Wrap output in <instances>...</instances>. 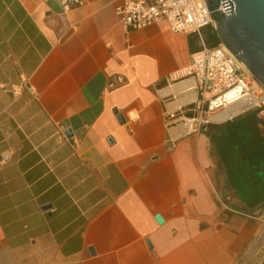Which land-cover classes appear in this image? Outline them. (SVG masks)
Masks as SVG:
<instances>
[{
	"label": "crops",
	"instance_id": "0c3cea01",
	"mask_svg": "<svg viewBox=\"0 0 264 264\" xmlns=\"http://www.w3.org/2000/svg\"><path fill=\"white\" fill-rule=\"evenodd\" d=\"M119 4L0 0V264H242L264 169L218 143L255 125L263 142L264 117L188 133L199 94L184 70L212 26L126 32Z\"/></svg>",
	"mask_w": 264,
	"mask_h": 264
},
{
	"label": "built area",
	"instance_id": "2783aa9c",
	"mask_svg": "<svg viewBox=\"0 0 264 264\" xmlns=\"http://www.w3.org/2000/svg\"><path fill=\"white\" fill-rule=\"evenodd\" d=\"M82 2L83 0H62V5L64 11L68 12ZM219 9L228 14L223 1ZM117 14L126 32L146 28L163 20L169 22L174 32L201 34L205 28L215 25L206 0H120ZM184 75L194 80L199 94L200 114L192 117L179 116L178 123L183 124L188 133L207 126L214 113L232 105L240 104V112L264 107V85L223 43L204 46L194 52ZM123 81V76L117 75L109 85L116 87ZM23 85L14 86L13 91L20 92ZM171 117L176 115L171 114ZM127 119L131 122L138 120V111L128 110ZM8 160L9 157L4 156L0 166Z\"/></svg>",
	"mask_w": 264,
	"mask_h": 264
},
{
	"label": "water",
	"instance_id": "95a60500",
	"mask_svg": "<svg viewBox=\"0 0 264 264\" xmlns=\"http://www.w3.org/2000/svg\"><path fill=\"white\" fill-rule=\"evenodd\" d=\"M223 5L228 14L219 7ZM206 0L220 41L264 85V0ZM125 122L123 114H119ZM66 133L71 136V130ZM45 205L44 209H49ZM157 219L162 222L160 215Z\"/></svg>",
	"mask_w": 264,
	"mask_h": 264
},
{
	"label": "rangeland",
	"instance_id": "374dc122",
	"mask_svg": "<svg viewBox=\"0 0 264 264\" xmlns=\"http://www.w3.org/2000/svg\"><path fill=\"white\" fill-rule=\"evenodd\" d=\"M207 32L209 36L213 35V33L215 34L217 32L216 25L207 29ZM219 43L222 42L219 40L217 43L211 45L216 46ZM248 112H256L258 114L256 117L259 116V119H257L259 122L264 117V107L262 111L252 110ZM235 129L236 131L231 132L229 138L219 139V147L222 149L229 148L230 143H236L241 157L246 161L248 160L249 163H255V169H264V140L262 142L260 129H258L256 125L253 130L243 131L241 127H236ZM256 219L260 222V227L255 233L254 242L252 246H250L247 255H244L245 261H243L242 264H264V211L258 213Z\"/></svg>",
	"mask_w": 264,
	"mask_h": 264
},
{
	"label": "bare ground",
	"instance_id": "6f19581e",
	"mask_svg": "<svg viewBox=\"0 0 264 264\" xmlns=\"http://www.w3.org/2000/svg\"><path fill=\"white\" fill-rule=\"evenodd\" d=\"M241 110H242V108H241L240 104H237V105H234L233 108L230 111H227L225 113H221V114H219L217 116L213 115L211 117V119L213 118V120H224L230 115H235V114L239 113Z\"/></svg>",
	"mask_w": 264,
	"mask_h": 264
},
{
	"label": "flooded vegetation",
	"instance_id": "af4514ba",
	"mask_svg": "<svg viewBox=\"0 0 264 264\" xmlns=\"http://www.w3.org/2000/svg\"><path fill=\"white\" fill-rule=\"evenodd\" d=\"M215 37L219 38L217 32L215 33Z\"/></svg>",
	"mask_w": 264,
	"mask_h": 264
},
{
	"label": "trees",
	"instance_id": "16d2710c",
	"mask_svg": "<svg viewBox=\"0 0 264 264\" xmlns=\"http://www.w3.org/2000/svg\"><path fill=\"white\" fill-rule=\"evenodd\" d=\"M218 39H219V38L216 37V41H217V42L220 40V39H219V40H218ZM217 42H216V43H217Z\"/></svg>",
	"mask_w": 264,
	"mask_h": 264
}]
</instances>
